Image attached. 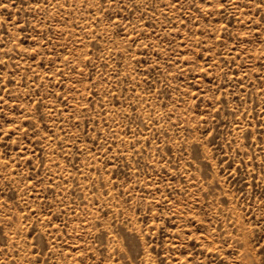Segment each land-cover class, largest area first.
I'll use <instances>...</instances> for the list:
<instances>
[{"label": "rangeland", "instance_id": "rangeland-1", "mask_svg": "<svg viewBox=\"0 0 264 264\" xmlns=\"http://www.w3.org/2000/svg\"><path fill=\"white\" fill-rule=\"evenodd\" d=\"M0 264H264V0H0Z\"/></svg>", "mask_w": 264, "mask_h": 264}]
</instances>
